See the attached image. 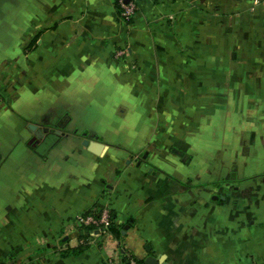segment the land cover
Instances as JSON below:
<instances>
[{"label":"crops","instance_id":"crops-1","mask_svg":"<svg viewBox=\"0 0 264 264\" xmlns=\"http://www.w3.org/2000/svg\"><path fill=\"white\" fill-rule=\"evenodd\" d=\"M103 208L140 262L264 264V0H0V264H109Z\"/></svg>","mask_w":264,"mask_h":264},{"label":"built area","instance_id":"built-area-1","mask_svg":"<svg viewBox=\"0 0 264 264\" xmlns=\"http://www.w3.org/2000/svg\"><path fill=\"white\" fill-rule=\"evenodd\" d=\"M139 1L115 0L120 19L125 22L130 21L137 11ZM76 222L83 230L86 227H90L89 231L86 232L87 236L81 238L80 243H88L91 240L90 238H96L100 245L99 247L110 252L108 256L109 264H143L129 251L124 249L120 241L113 239L109 227L113 223V219L108 209H94L90 214L79 215Z\"/></svg>","mask_w":264,"mask_h":264},{"label":"water","instance_id":"water-1","mask_svg":"<svg viewBox=\"0 0 264 264\" xmlns=\"http://www.w3.org/2000/svg\"><path fill=\"white\" fill-rule=\"evenodd\" d=\"M28 126L32 130L36 129V125H34V124H29ZM35 133H36V135L41 136V132H39V130H36ZM82 143L87 147V149L90 152L95 153L97 155L101 154L104 151V149L107 148L106 144H104L101 141H97V140H89V139L85 138ZM126 228H127V226L124 227V230ZM160 258H161L160 256L153 257L152 255H147L142 260V263L143 264H167V263L160 261Z\"/></svg>","mask_w":264,"mask_h":264},{"label":"trees","instance_id":"trees-1","mask_svg":"<svg viewBox=\"0 0 264 264\" xmlns=\"http://www.w3.org/2000/svg\"><path fill=\"white\" fill-rule=\"evenodd\" d=\"M109 227H110V230H112L114 232L115 226L112 223H111V225ZM117 233H119V232H117ZM86 236H87V233L86 232L84 233L83 231H80L79 237L85 238ZM85 245H86V243H80V245L78 247L73 248V249H70L71 250L70 252H72V253H78V252H80L85 247ZM141 263H142V261H141Z\"/></svg>","mask_w":264,"mask_h":264}]
</instances>
